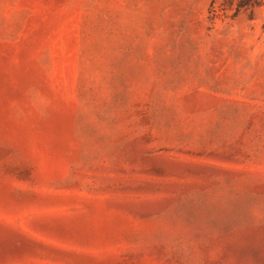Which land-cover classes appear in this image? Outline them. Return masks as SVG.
I'll return each instance as SVG.
<instances>
[{"label":"rangeland","instance_id":"obj_1","mask_svg":"<svg viewBox=\"0 0 264 264\" xmlns=\"http://www.w3.org/2000/svg\"><path fill=\"white\" fill-rule=\"evenodd\" d=\"M0 264H264V0H0Z\"/></svg>","mask_w":264,"mask_h":264}]
</instances>
